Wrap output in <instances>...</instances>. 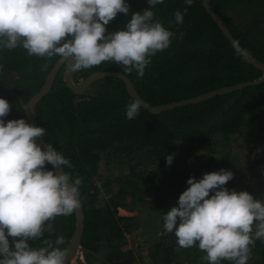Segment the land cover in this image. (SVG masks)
Segmentation results:
<instances>
[{
  "label": "trees",
  "instance_id": "obj_1",
  "mask_svg": "<svg viewBox=\"0 0 264 264\" xmlns=\"http://www.w3.org/2000/svg\"><path fill=\"white\" fill-rule=\"evenodd\" d=\"M127 3V17L118 13L106 26L108 31L122 29L133 12L149 7L147 0ZM185 7L188 11L183 24L177 26L173 13L183 12ZM209 8L241 48L264 64V0H209ZM152 10L154 18L174 35L170 47L151 58L143 77L125 71L123 66L102 62L74 71L73 83L99 72L118 73L131 81L144 103L157 107L262 78L263 72L249 64L224 36L203 7V0H193L191 6L184 0H164ZM58 61L56 56H30L22 47L0 49V97L11 104L5 121L27 120L26 105L41 90ZM65 68L63 64L50 92L36 106L34 122L45 128V136L40 138L43 143H52L70 160L72 168L64 171L82 180L80 251L88 264H94L96 256H103V264H137L133 250L124 249L125 229L130 226L126 222L131 218L119 216L118 209L130 212L140 194H147V198L137 204L148 206L149 219L154 223L160 220L162 226L164 212L177 204L189 177L199 179L206 172L224 168L233 173L225 187L248 192L258 180L256 169L264 161V82L160 114L140 106L139 114L128 120L125 105L133 99L123 80L105 77L92 83L83 95H77L64 81ZM253 127L258 131L248 133ZM245 136L248 140L242 141H246L248 153L231 151L232 142L238 143ZM218 154L222 156L220 164ZM168 155H173L171 165L165 161ZM111 159L129 167L130 174H101V163L109 165ZM138 164L146 170L136 171ZM76 226V213L57 216L46 222L42 239L54 241L62 235L65 243L61 247L66 249ZM30 243L42 246L41 240ZM179 253L195 264L208 263L195 246H177L172 233L160 235L149 257L151 264H182ZM248 264H264V243L260 240L255 241Z\"/></svg>",
  "mask_w": 264,
  "mask_h": 264
},
{
  "label": "clouds",
  "instance_id": "obj_2",
  "mask_svg": "<svg viewBox=\"0 0 264 264\" xmlns=\"http://www.w3.org/2000/svg\"><path fill=\"white\" fill-rule=\"evenodd\" d=\"M147 3L122 29L108 31L118 13L127 17V0H0V49L22 47L30 56H56L69 71L112 62L143 77L151 58L168 49L174 35L154 18L152 9L164 0ZM184 3L191 6L193 0ZM187 11L173 13L177 26ZM140 106L137 99L126 104L125 118L134 119ZM10 110L0 97V264H66L64 237L42 238L46 222L80 209L82 180L64 171L72 164L52 143L37 142L45 128L24 118L5 121ZM165 161L171 165L173 155ZM232 178L224 168L189 177L177 204L164 212L158 235L172 233L177 246H195L208 264H248L255 241L264 243V199L229 190L225 185ZM36 240L42 246L30 243Z\"/></svg>",
  "mask_w": 264,
  "mask_h": 264
},
{
  "label": "water",
  "instance_id": "obj_3",
  "mask_svg": "<svg viewBox=\"0 0 264 264\" xmlns=\"http://www.w3.org/2000/svg\"><path fill=\"white\" fill-rule=\"evenodd\" d=\"M203 7L206 9V11L208 12V14L213 18V20L215 21V23L218 25V27L220 28V30L223 32L224 36L229 40V42L232 44V46L246 59V61L249 64H252L253 66H255L256 68L260 69L263 72V76L261 79H259L258 81H254V82H249V83H243V84H238L236 86H232V87H227V88H222L219 90H215V91H211L209 93H206L202 96L193 98V99H189V100H184L181 102H175V103H171V104H166V105H162V106H157V107H150L148 106L146 103L143 102V100L139 97V95L137 94L136 90L134 89L131 81L118 73H114V72H99V73H95L92 74L91 76L87 77L85 80H83L82 82L78 83V84H74L72 81V76H73V72L74 71H69L67 69V67L65 68V72H64V81L67 84V86L77 95H83L92 85V83L105 78V77H115V78H119L121 80H123V82L125 83L126 89L130 95V97L132 99H137L140 101V105L141 107L145 108L146 110L150 111L151 113L154 114H160L162 112L174 109L176 107H181V106H185V105H193V104H197L203 101H207L211 98H214L216 96L219 95H224V94H230L236 91H239L247 86H252V85H258L262 82H264V64L256 61L255 59H253L251 56H249L247 54V52H245L244 49L241 48V46L238 44V42L234 39V37L231 35L229 29L227 28V26L224 24V22L221 20V18L215 14L210 8H209V0H203ZM64 64V62L62 61H58L53 69L51 70L50 74L48 75L47 80L45 81L43 87L41 88V90L32 97V99L28 102V104L25 107V112H26V116H27V121L33 125H35L34 122V111L36 106L38 105V103L47 96V94L50 92L52 85L55 81L56 75L59 71V69L61 68V66ZM37 142L40 143L41 145H43V141L40 139V137L36 138ZM43 150V149H42ZM76 218H77V226H76V230L75 233L68 245V247L66 248L67 251V257H66V264H70L71 260L73 259V257L75 256V254L77 252H79L80 248H81V239H82V235H83V222H84V216H83V211H82V206L80 207V209H78L76 212Z\"/></svg>",
  "mask_w": 264,
  "mask_h": 264
},
{
  "label": "rangeland",
  "instance_id": "obj_4",
  "mask_svg": "<svg viewBox=\"0 0 264 264\" xmlns=\"http://www.w3.org/2000/svg\"><path fill=\"white\" fill-rule=\"evenodd\" d=\"M258 131L255 129V127L252 128V130L248 133H255ZM242 140H248V137H242L239 139L238 143L232 142L230 145L231 151H238L239 153H248L247 147ZM229 150V151H230ZM228 152V151H225ZM221 155L218 154L217 156V162L220 164L221 161ZM256 159V158H255ZM120 162V161H119ZM136 171H142L146 170L143 164H138L135 166ZM134 169V170H135ZM131 169L129 167H125L122 164L118 163V159H111V162L109 165H106V162H102L100 165V173L105 175L107 172L112 176L116 177L118 174L120 175L122 172L125 176H128L130 174ZM241 171V170H239ZM257 173H259L258 180L253 183L252 187L249 188V192L254 196V198L257 199H264V161H262V165L256 169ZM242 175V172L241 174ZM258 176V174H257ZM101 185V183L98 184V187ZM147 194L142 195L140 194L135 199V205L133 206V209L128 212L127 210L123 208L118 209V215L125 217V218H131V221L126 222L130 226L125 229V240H124V249L126 250H133L135 258L137 259V264H151V259L149 257V251L151 248L158 244L160 242V235L158 233L163 232V228L161 226V221L158 220L157 223L152 222L151 219L148 217V211L147 207H142L144 204H137V202H140L142 199H146ZM129 202L131 199H128ZM130 206H132V202L130 203ZM149 220V222L147 221ZM79 252L75 254V256L72 259V264H88L86 261L79 262L77 261V255ZM184 255H181L179 253L178 260L182 262V264H195V262L188 258H184ZM94 264H103L104 259L103 256H96L93 258ZM230 263V262H228ZM208 264V263H207ZM221 264H223L221 262ZM227 264V263H225Z\"/></svg>",
  "mask_w": 264,
  "mask_h": 264
},
{
  "label": "crops",
  "instance_id": "obj_5",
  "mask_svg": "<svg viewBox=\"0 0 264 264\" xmlns=\"http://www.w3.org/2000/svg\"><path fill=\"white\" fill-rule=\"evenodd\" d=\"M78 254H79V255H77V261H79V262H84L85 259H84L83 254H81L80 252H79ZM70 264H72V260H71V263H70Z\"/></svg>",
  "mask_w": 264,
  "mask_h": 264
},
{
  "label": "built area",
  "instance_id": "obj_6",
  "mask_svg": "<svg viewBox=\"0 0 264 264\" xmlns=\"http://www.w3.org/2000/svg\"><path fill=\"white\" fill-rule=\"evenodd\" d=\"M79 252H80L81 254H83L80 250H79Z\"/></svg>",
  "mask_w": 264,
  "mask_h": 264
}]
</instances>
